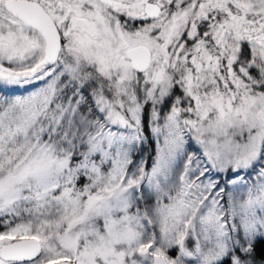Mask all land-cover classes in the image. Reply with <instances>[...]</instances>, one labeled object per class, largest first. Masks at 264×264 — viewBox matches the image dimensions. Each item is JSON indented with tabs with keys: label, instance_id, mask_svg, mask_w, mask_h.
<instances>
[{
	"label": "snow or ice",
	"instance_id": "6c2138e0",
	"mask_svg": "<svg viewBox=\"0 0 264 264\" xmlns=\"http://www.w3.org/2000/svg\"><path fill=\"white\" fill-rule=\"evenodd\" d=\"M0 264H264V0H0Z\"/></svg>",
	"mask_w": 264,
	"mask_h": 264
}]
</instances>
